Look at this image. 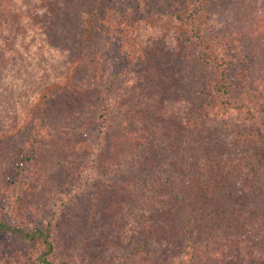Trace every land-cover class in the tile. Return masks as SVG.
Returning <instances> with one entry per match:
<instances>
[{"label": "trees", "instance_id": "obj_1", "mask_svg": "<svg viewBox=\"0 0 264 264\" xmlns=\"http://www.w3.org/2000/svg\"><path fill=\"white\" fill-rule=\"evenodd\" d=\"M137 81L144 121L113 102ZM97 84V98L63 105ZM263 87L264 0H0V252L23 264H264ZM166 116L175 127L161 139ZM132 122L134 140L161 141L154 164L142 149L99 161ZM100 186L117 198L104 218L117 244L95 261L57 228Z\"/></svg>", "mask_w": 264, "mask_h": 264}, {"label": "rangeland", "instance_id": "obj_2", "mask_svg": "<svg viewBox=\"0 0 264 264\" xmlns=\"http://www.w3.org/2000/svg\"><path fill=\"white\" fill-rule=\"evenodd\" d=\"M130 45H131V48L132 46L134 47L133 52L136 49H138V47L136 48L134 44L131 43ZM131 48L128 47L127 51H130ZM155 49H157L156 46H155ZM161 49L162 47L158 48L157 50L160 51ZM164 54H165V51H164ZM145 57H149L152 59L153 62H155V59L153 58L151 53H149L148 56H145ZM164 57H167V55L165 54ZM56 58L57 57L52 58V59H56ZM160 59L164 60V58L159 57L158 60ZM165 59H168V58H165ZM54 62L57 65L58 61L54 60ZM66 64L67 63L65 62V65ZM143 67H136L135 68L136 70L134 71L132 75L143 79V75L142 73H140ZM63 71L64 70H63V66L61 63L58 65V68L54 71V73H58V75L59 74L62 75ZM26 73L27 72L25 71V75ZM180 76H183V75L180 74ZM144 78L146 79V76ZM137 82L138 83H136V85H133L130 88H123V89L117 88L116 91H113L114 107L120 109L122 111L121 115L124 117L127 116V113L129 112L131 108L133 109L134 107L138 106L140 107V109H138L139 111L141 110L142 112L143 110V105L145 104V102H142V99H143L142 97L147 94L142 91L143 88L140 86L139 81ZM131 84L133 83H130L129 85ZM182 85L184 87V84ZM101 86H102L101 84H97V86L87 89V92H88L87 97L81 100L74 97L76 101L75 100H67V101L65 100L66 102L64 101L65 103L63 102V105L67 108H70L71 106H73L74 102L76 104H78L79 102L86 103L85 100L88 98H91V97L97 98L100 91H102ZM260 93H261L260 96L263 95V98H264V87L262 88ZM153 95H154L153 93H152V96L150 94V97H153ZM260 96H258V98ZM184 97L186 98L188 97V95ZM263 98L261 97L258 100L263 101ZM92 116H93V112H91L88 117L83 118V123L84 124L89 123V121L92 119ZM116 117L120 118L119 115H117ZM127 117L130 118L131 115ZM146 117L147 116L145 112L143 111L140 115V120L144 121ZM159 120H160L159 123H156V127L154 129H155V132L158 134L157 137H160L161 139H163L164 137L168 135L167 133H165L166 132L165 127H168V126L175 127L174 124H175L176 119L174 118V116H168V117L166 116L165 119L164 117H159ZM142 125H143L142 126L143 128L148 126V125L146 126L145 122L142 123ZM178 126L179 125H177L176 128H178ZM213 126H215L213 129L215 135L217 134L218 129H220L218 133L221 134L222 132L221 128L216 123L212 124V127ZM126 129H128L130 133H126V134L124 133V135H121L122 136L121 138H120V135H118L114 139L110 138L109 140H107L108 141L107 147L103 151H101L100 156H99V161L107 165L111 162L112 157H114L115 155H118V154L121 155L122 153H126L130 151L131 149H134L136 151L139 149L140 150L142 149L144 150V152H147L145 156L143 157L146 159L147 164H154L155 160H153V158L150 155L154 153V150H156V147H160L161 144L159 142L161 141L154 143L153 149H150V141L145 140L143 133H140L138 135L137 140H134V136H132L133 135L132 133H134L136 127L133 122L130 123V126L128 128L126 127ZM160 134L161 136H159ZM132 174L134 173L130 172V174H128L126 177H131ZM118 178H120V180L123 179L121 177H118ZM108 191L109 190H107V188L105 191L100 186V187H97V190H95L92 194L90 193L91 196L89 193L83 194L82 197L78 199V201L81 202V205L77 207V209L66 211V213L63 215L62 220L59 221L60 223L58 222L59 226L57 229L61 230V237L65 239V234H66L69 245L76 243V245L82 246V249L85 252H89L92 256L91 259L95 261L99 259L102 260L106 257H109L110 254L114 251V248L117 244V241L112 238V234L114 233L111 234V231L108 230L110 228L107 227V222L104 219L105 215L107 217L109 213L110 215H113L112 211L114 209V203L117 202L116 195H113V197H115L114 199L111 197L114 192H108ZM118 191H119L118 188H116V192ZM45 192L46 190H44V193ZM120 193L123 194V192H120ZM44 197L47 198L46 193L44 194ZM109 202H112L111 206ZM1 247L4 248L5 245H4V237L0 235V248ZM66 254H70V251L69 253H66ZM5 256L6 255H3L0 252V264H23V261L17 258L16 253L11 252L10 250H9L8 256L6 257ZM165 258H168V257H165Z\"/></svg>", "mask_w": 264, "mask_h": 264}]
</instances>
